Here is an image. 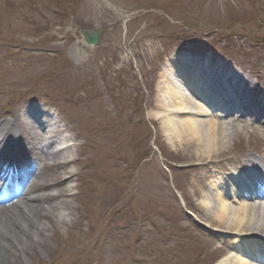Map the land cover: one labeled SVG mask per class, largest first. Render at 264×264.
I'll list each match as a JSON object with an SVG mask.
<instances>
[{"label": "rangeland", "instance_id": "obj_1", "mask_svg": "<svg viewBox=\"0 0 264 264\" xmlns=\"http://www.w3.org/2000/svg\"><path fill=\"white\" fill-rule=\"evenodd\" d=\"M23 1L0 0V40H13L16 43L26 42L37 47L40 53L46 50H53L50 52V54H53L59 50L60 54L52 63L47 62L44 65H40L39 55L31 57L28 55L5 56L4 59L8 62V66L0 62V108L4 100L2 91L7 83H13V87L19 93L31 91L29 94H24L26 97L23 100H33L36 98L33 96L37 94V97L44 96L53 100L63 109L65 108V111L71 108L70 117L72 122H77V125L84 128L97 127L98 131H96V134L99 132L101 138L110 140L106 144L107 149H110L114 141L117 144L121 142L125 147L133 148V140L141 136V130L129 126L134 125L137 119L128 112L133 107L132 103L136 99L137 104L156 109L154 106L155 98L144 87V84L150 87L153 80L151 81V76L143 71V65L149 63V56L154 58L156 53H160L162 50L157 42L150 40L144 41L142 45L138 44L140 46L138 48L136 47L137 38L148 39L153 35L166 39L168 32L175 31H179L177 37H182L183 34L188 32L190 36H193L191 29L187 30L191 26L200 29L220 26L225 27V29L221 30L223 33L234 34L232 43L234 42L235 46L239 47V51L243 54L245 66L253 67L255 63H258L261 67L262 64L259 62L264 63V60H262L264 58V0H75L76 3L74 5L64 2L65 4L61 6L52 4L53 0H37L35 2L39 10L36 12L29 10L26 2L23 3ZM162 5L168 6L169 11L173 13L167 26L165 23L152 25L157 20L149 12L143 13L145 16L144 20L139 17L132 23H125L124 27L119 22L125 17L137 16L138 11H143L144 9L148 10L151 8L160 13L159 9ZM161 18H163V15H161ZM26 19H30V22L27 23ZM31 21L37 23L39 32H33L34 27ZM146 25L151 28L145 30L147 28ZM82 29L103 30V35L97 48L86 50L82 46L80 43L82 39L79 34ZM204 40H206V37H204ZM217 44L218 42H216ZM4 50L2 49L3 53ZM129 51L134 54L133 60L135 59L140 73L139 77L142 79V93L138 97L134 86L135 81L127 75L125 76V81L119 84L123 86L117 89V85L112 83L110 75L108 81L113 89L109 87L113 92L109 95L106 85L98 79L97 74L107 73L108 69L106 70L105 65L109 62V59L113 58L114 60H119V58L126 60L125 63L121 64L123 65L122 70H124V73L131 69L132 60H130ZM135 51L139 52L135 53ZM71 58L76 59H74L75 64L65 67L66 63H69L68 60L70 59L71 61ZM127 62L131 63L127 64ZM261 69V72H264V67ZM47 71L52 74L60 73L61 76L55 77V81L52 82L50 81L53 78L45 81L43 80V74ZM7 73L9 74L6 75V80L4 81ZM63 86L66 92L65 97H63L61 90ZM16 94L12 92L11 96ZM146 94L148 97L145 96ZM111 97L116 98L114 104L110 101ZM113 106L116 108V115L113 112ZM145 120L148 123V131L151 132L146 149L151 154H155L154 164L156 169L165 173L163 168L165 162L171 159L175 160L174 153L171 154V150H176V142L175 140L170 143L167 142L168 136L160 128L161 119H159L160 122H156L146 114ZM203 130L205 131V128ZM229 134H227V139L230 136ZM241 136L240 138H235V148L243 143L244 138ZM157 138L161 139V142L167 146L166 148L161 143V146L166 149H162L161 154L153 151V148L159 149ZM137 142L139 143L140 140L137 139ZM231 152L232 146H229L222 154L226 156ZM178 162L180 161L178 160ZM142 172L136 177L135 184L131 180L127 183L124 191L134 189L132 190L133 196L141 200L152 199L158 203H162L161 200H167V190L155 186L164 180L157 174L143 175ZM151 178H155L156 182L152 183L151 187L141 189L140 186L145 185L144 181ZM91 179L90 177L82 182V189L84 190L82 197L85 200L90 197L89 187ZM125 184L126 182H124ZM149 188H151V191L148 190ZM109 190L112 195L116 194V196L122 193V189L119 191L115 187H111ZM168 201L170 202V200ZM200 202L201 199H198V196L192 199L193 210L198 211V216L201 217ZM166 205H168V202H166ZM189 209L191 208L189 207ZM51 223H49L50 228L57 227L56 224ZM190 224L196 230L201 229L195 223ZM40 226L41 229H46L48 234L45 236H48L51 232L48 225ZM71 227L70 225V230L74 228ZM129 228L132 229V225ZM138 232L142 238L147 234V232ZM91 233L89 232L87 235V233L73 230L72 234L64 236L69 239L66 243H62L61 239H57V244H62L66 247L60 252L62 255L58 258L57 264L65 263V260H63L65 253L70 254L71 256L67 257L72 258L71 260L77 264L83 260H88L92 256V252L100 260L105 258L107 264H173L175 257L180 260L188 258V256L193 259L195 257V250L188 243L181 245V248L184 246L183 248L187 252L188 256H185L184 253H175L174 250H162L172 245L170 240L153 241L151 246L144 249L146 246L144 239L139 240V238H133L131 235V238H126L127 241L121 240L119 244L112 240L105 244H99L97 248L95 243L90 248L89 244H86V240L90 239L89 235ZM41 234L43 233L39 235ZM121 234L125 237L127 235ZM190 240L194 246L193 238H189V242ZM49 242H51L49 239H45V243ZM48 245V248L51 249V243ZM128 245H132L136 249H126ZM186 246H190L192 250ZM59 247H61L59 249H63L61 245ZM157 250L161 253L156 258H153L152 256ZM53 253L56 252L53 251ZM49 254H52V251ZM46 257L53 264V257L47 254ZM33 262V264L44 263L37 259ZM200 263V260L195 261V264Z\"/></svg>", "mask_w": 264, "mask_h": 264}, {"label": "bare ground", "instance_id": "obj_2", "mask_svg": "<svg viewBox=\"0 0 264 264\" xmlns=\"http://www.w3.org/2000/svg\"><path fill=\"white\" fill-rule=\"evenodd\" d=\"M183 65V63H182ZM170 72L174 74L171 65L169 66ZM175 75V74H174ZM164 91L158 94V101L160 107L164 110L163 114L166 112L167 115L170 112L173 116H176L177 119L173 120L166 115H160L159 113L153 114L155 119H161V127L163 128L165 134H167V142L170 143L173 140L176 141V147L179 149V153L184 160L192 162H201L204 160H210L212 158H217L223 156V151L233 143V140L228 137L226 131L237 130V134L245 131L243 126H233L232 129L227 126H222L217 123L211 122L209 116L202 107H197L201 115H207L208 121L202 123V121L197 120V117L194 114L187 113V110L193 109V105L186 101V99L181 96L174 88L171 82H166ZM166 99L164 101L163 99ZM184 118V119H179ZM205 128V131L203 130ZM237 137V136H235ZM215 156V157H213ZM187 162V163H192ZM252 165H255L256 162L254 159L250 160ZM31 205V204H29ZM201 209L210 210L213 212L212 220L221 221L226 226L233 227L226 229H233L241 233H257L258 231H253L261 226V232L264 229V211L257 206L246 204V203H237L235 205L228 204L226 200L222 197L217 196L213 197H202L200 202ZM26 207H23V209ZM28 214L37 220L41 214H43L42 208L39 205H31L28 211ZM48 214L51 217V220L56 222L60 227V223L67 221L69 214L67 211L59 205V207H54L48 210ZM3 215V214H2ZM19 227H22V230H17L12 227L8 220L2 219L0 217V224L6 233H11L15 236H20L25 239V235L30 236V233L37 237L35 234L36 228L33 227L31 221L27 218L17 219ZM250 229V231L246 230ZM22 231V234L20 233ZM22 244L18 245L15 243L16 247L24 253V249H29L32 247V243H28L21 238L18 239ZM236 244H240L239 240L235 241ZM6 247L10 251L17 252L15 247L12 244H6ZM253 249H264L263 246H254ZM59 254H56L55 257H58ZM235 261L232 264H246L241 262L236 256ZM237 259V260H236ZM11 257L9 254H3L0 250V262L10 263Z\"/></svg>", "mask_w": 264, "mask_h": 264}]
</instances>
